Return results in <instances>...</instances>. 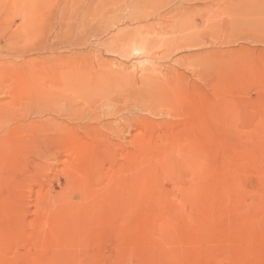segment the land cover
<instances>
[{
    "label": "rangeland",
    "instance_id": "1",
    "mask_svg": "<svg viewBox=\"0 0 264 264\" xmlns=\"http://www.w3.org/2000/svg\"><path fill=\"white\" fill-rule=\"evenodd\" d=\"M0 264H264V0H0Z\"/></svg>",
    "mask_w": 264,
    "mask_h": 264
}]
</instances>
